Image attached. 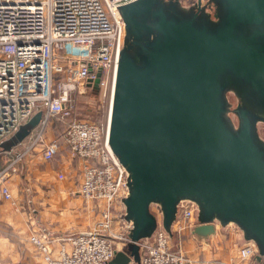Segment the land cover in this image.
Instances as JSON below:
<instances>
[{
	"label": "water",
	"instance_id": "water-1",
	"mask_svg": "<svg viewBox=\"0 0 264 264\" xmlns=\"http://www.w3.org/2000/svg\"><path fill=\"white\" fill-rule=\"evenodd\" d=\"M211 1L215 19L202 0L198 11L180 0L120 7L126 37L108 138L128 174L124 204L133 228L129 248L107 264L139 262V241L158 225L151 206L161 208L170 230L185 199L199 206L195 232L235 223L264 256V142L257 130L264 121V0ZM228 89L241 101L237 127ZM41 117L35 114L16 136H27Z\"/></svg>",
	"mask_w": 264,
	"mask_h": 264
},
{
	"label": "built area",
	"instance_id": "built-area-1",
	"mask_svg": "<svg viewBox=\"0 0 264 264\" xmlns=\"http://www.w3.org/2000/svg\"><path fill=\"white\" fill-rule=\"evenodd\" d=\"M133 1L0 0V145L42 113L24 148L15 150L14 158L0 170V194L12 200L6 183L9 171L37 146H44L41 154L50 161L65 145L81 161L79 193L100 207V216L91 228L59 236H30L44 264H107L120 245L131 241L133 223L126 218L124 204L128 174L110 147L109 123L78 115L76 95L94 89L101 72L99 91L110 100L111 108L126 37L120 7ZM180 1L190 5L199 0ZM54 118L65 120V127L61 136L46 142ZM58 177L63 179L64 173ZM118 200L124 204L123 210L116 208ZM155 205L158 225L151 236L139 241L137 264H188L189 259L174 249L171 238L194 232L200 224L199 206L181 200L167 230L160 223L161 208ZM258 255L253 240L246 239L239 248L241 264Z\"/></svg>",
	"mask_w": 264,
	"mask_h": 264
},
{
	"label": "crops",
	"instance_id": "crops-1",
	"mask_svg": "<svg viewBox=\"0 0 264 264\" xmlns=\"http://www.w3.org/2000/svg\"><path fill=\"white\" fill-rule=\"evenodd\" d=\"M257 130L264 142V121L258 122ZM57 135L52 126L48 127L46 142ZM20 147L0 150V170L14 158L15 150L23 149ZM43 147L37 146L9 171L6 183L12 200H6L0 194V264H44L37 248L30 242L31 235H65L91 228L98 220H92V211L88 206H82L81 175L78 179L74 177L79 159H74L64 145L53 160L47 161L41 154ZM61 172L63 179L58 177ZM176 236V241L172 239L173 246L187 256L188 264H229L231 261L241 264L239 248L246 237L231 224L215 222L213 233L186 231ZM120 247L124 248L123 245ZM246 264H264V257L256 256Z\"/></svg>",
	"mask_w": 264,
	"mask_h": 264
},
{
	"label": "rangeland",
	"instance_id": "rangeland-1",
	"mask_svg": "<svg viewBox=\"0 0 264 264\" xmlns=\"http://www.w3.org/2000/svg\"><path fill=\"white\" fill-rule=\"evenodd\" d=\"M203 2H204L203 3L204 4V10H207L209 12L210 16L213 19H215L214 16L216 15V12H217L216 4L211 0H204ZM195 3L193 2L190 5H185V4L181 3V1H180V6L185 8V9H187V8L190 9V7H192L193 4H195ZM226 96H227V100H228V106L230 108L229 116L234 121L235 127H237V124H238L237 115L234 113V109H236L241 104V101H240L239 97L237 96V94L234 90H228L226 93ZM76 102H77V111L81 117L88 118V119L95 120V121H100V123L105 124V125L108 123L109 114H110V100L107 99V97L105 95H102L99 90H95V89L88 90V89H86L85 93H83V94L78 93L76 95ZM24 125H26V124H24ZM24 125L22 127H24ZM23 135L24 134L21 133L20 137L18 135H17L18 136L17 137L16 134L11 137V138L14 137L13 139L15 141H18L17 144L15 145L16 147H17V145H19V146L21 145L20 149L24 148V145L28 139V136H23ZM11 138L3 141V143L0 147L1 150L8 151V150H11L13 148V140ZM73 158L76 159V157H73ZM77 165H78L77 168L76 169L74 168L75 179L76 178L78 179L79 175H80L81 164H80L79 160L77 161ZM75 194H77V193H75ZM75 196H78V194ZM82 206H85V207L88 206L90 211H92L91 215H90L92 220L94 218H97V219L99 218L100 207L97 204V202L87 201L85 198H83ZM116 208L123 210L124 204L120 200H118L116 202ZM151 209L153 212H155V211H157V206L155 204H153L151 206ZM97 219H95V220H97ZM159 219H160V223H161L162 222V216H160ZM230 224L233 228L243 232L237 224H235V223H230ZM176 235L177 234H173L171 240L173 239L176 241V239H175V238H177ZM173 240H172V245H173ZM124 248L125 249L129 248V244H124ZM124 248L119 247L118 250L124 249Z\"/></svg>",
	"mask_w": 264,
	"mask_h": 264
},
{
	"label": "trees",
	"instance_id": "trees-1",
	"mask_svg": "<svg viewBox=\"0 0 264 264\" xmlns=\"http://www.w3.org/2000/svg\"><path fill=\"white\" fill-rule=\"evenodd\" d=\"M79 115V114H78ZM52 127H53V129H55L56 130V132H57V136H61V134H62V131H63V129H64V127H65V120H59V119H57V118H54L53 120H52ZM97 122H99L100 123V121H97Z\"/></svg>",
	"mask_w": 264,
	"mask_h": 264
},
{
	"label": "flooded vegetation",
	"instance_id": "flooded-vegetation-1",
	"mask_svg": "<svg viewBox=\"0 0 264 264\" xmlns=\"http://www.w3.org/2000/svg\"><path fill=\"white\" fill-rule=\"evenodd\" d=\"M200 8V4L198 3V2H196L195 4H193V6L192 7H190V9L189 8H187V9H189V10H194V11H198V9ZM202 8H203V10H204V5L202 6ZM207 11V10H206ZM228 90H231V89H228ZM227 90V91H228Z\"/></svg>",
	"mask_w": 264,
	"mask_h": 264
},
{
	"label": "bare ground",
	"instance_id": "bare-ground-1",
	"mask_svg": "<svg viewBox=\"0 0 264 264\" xmlns=\"http://www.w3.org/2000/svg\"><path fill=\"white\" fill-rule=\"evenodd\" d=\"M108 123H109V119H108Z\"/></svg>",
	"mask_w": 264,
	"mask_h": 264
}]
</instances>
